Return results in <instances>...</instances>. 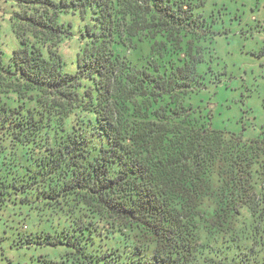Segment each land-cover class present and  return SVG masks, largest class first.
Here are the masks:
<instances>
[{"label": "trees", "instance_id": "1", "mask_svg": "<svg viewBox=\"0 0 264 264\" xmlns=\"http://www.w3.org/2000/svg\"><path fill=\"white\" fill-rule=\"evenodd\" d=\"M199 7L17 0L19 46L0 64V228L30 222L26 242L60 252L44 264H264V135L216 130L190 103L212 31ZM64 14L84 22L73 72ZM138 44L142 65L126 55Z\"/></svg>", "mask_w": 264, "mask_h": 264}, {"label": "rangeland", "instance_id": "2", "mask_svg": "<svg viewBox=\"0 0 264 264\" xmlns=\"http://www.w3.org/2000/svg\"><path fill=\"white\" fill-rule=\"evenodd\" d=\"M212 30L202 42L204 90L190 103L212 127L244 140L264 135V0H192ZM17 0H0V64L9 62L19 46L12 30L11 15ZM61 23L72 25L74 37L63 45L65 71L76 70L78 34L84 22L79 15L64 14ZM144 44L126 51L136 64L149 58ZM196 56L199 57V54ZM203 74V73H202ZM6 221V220H2ZM1 222V220H0ZM12 222V221H11ZM10 221L8 226L15 225ZM0 228V264H44L58 259L59 251L26 242L31 228ZM3 230H6L5 232Z\"/></svg>", "mask_w": 264, "mask_h": 264}]
</instances>
